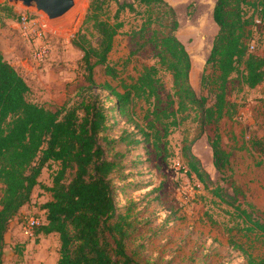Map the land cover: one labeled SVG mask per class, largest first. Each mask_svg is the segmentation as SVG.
Wrapping results in <instances>:
<instances>
[{"label":"trees","instance_id":"obj_1","mask_svg":"<svg viewBox=\"0 0 264 264\" xmlns=\"http://www.w3.org/2000/svg\"><path fill=\"white\" fill-rule=\"evenodd\" d=\"M138 1L146 6L141 36L155 21L165 18L171 22L170 30L154 28L146 39L154 44L158 61L144 64L136 77H121V67L111 61L110 53L124 26L120 14L126 8L135 10V2L116 0L114 15L104 16L106 0H91L72 38L83 52L87 81L78 87L79 99L73 104L66 101L51 109L28 99L29 83L0 49V264L11 221L32 201L37 186L48 191L50 198L40 205L45 219L35 231L59 234L60 256L55 264H154L141 257L139 248L129 245L137 229L136 203L119 205L118 189L123 186L118 185L116 177H126L121 172L132 148L151 144L160 154L168 149L169 136L191 116L202 131L211 126L208 140L214 164L223 179H229L225 172L230 169L231 152L222 144L219 123L232 117L236 108L227 98L233 73L251 88L264 82V54L254 51L253 36V25H264V0H216L213 18L219 29L201 76L208 94L201 95L191 83L192 59L176 34L179 24L173 5L168 0ZM155 6L161 9L158 17H154ZM3 9L9 7L3 4ZM2 26L0 14V34ZM97 66H102L111 79L97 82ZM163 69L171 73L173 82L166 106H162L161 94ZM101 90H107L114 102L107 105ZM120 121L132 128L124 127L114 136L111 131ZM194 140L183 138L186 172L195 174L208 188L211 177L192 151ZM253 145L264 156V141L254 140ZM52 163L58 167L52 183L47 184L40 175ZM230 184L233 193L219 183L211 192L233 207L237 229L245 236H264V212L253 202L242 206L239 186L234 180ZM230 243L247 256L249 264H264V254H253L235 236H230Z\"/></svg>","mask_w":264,"mask_h":264},{"label":"rangeland","instance_id":"obj_2","mask_svg":"<svg viewBox=\"0 0 264 264\" xmlns=\"http://www.w3.org/2000/svg\"><path fill=\"white\" fill-rule=\"evenodd\" d=\"M90 1L75 0L66 14L48 21L49 25L43 29L34 6L0 0L3 16L0 49L29 83L28 99L51 109L59 108L66 101L73 104L79 99L78 87L87 83L86 70L83 52L73 44L72 38L84 21ZM121 1H134L136 9L126 8L121 12L124 26L116 36L110 58L119 63L121 77H136L144 64L158 61L154 44L146 41L147 37L154 28L167 32L171 22L165 18L163 22L161 19L155 21L151 30L141 36L139 29L146 18L145 4L138 0ZM168 1L178 19L176 34L192 59L191 83L199 95L208 94L202 87L201 76L219 29L213 18L216 0ZM3 4L9 7L7 11ZM117 5L116 0H106L104 16L114 15ZM160 10L155 6L154 17L160 15ZM253 29L254 51L264 54V25H253ZM29 31L32 32L28 34ZM42 44L48 47V54L37 58L34 50ZM161 74L164 82L162 106H166L173 87L172 75L167 69ZM95 78L99 83L111 79L105 75L102 66L95 68ZM101 93L107 105L114 102L107 90H101ZM227 98L236 104L233 116L225 117L219 123L222 144L231 152L230 169L225 172L229 179L224 180L225 176L214 164L213 149L208 140V133L213 132L211 126L202 131L192 116L174 130L168 138V149H163L160 154L151 144L132 148L125 159L127 166L121 172L126 177H116L118 185L123 186L118 189L119 205L136 203L137 229L129 245L139 248L141 257L154 264H249L247 256L230 243L232 235L244 242L253 254H264V236H245L237 229L238 218L233 207L211 192L213 185L219 183L227 192L233 193L230 181L234 180L240 189L238 197L242 206L253 202L264 212V156L253 145L254 140L264 141V82L251 88L240 80L238 73H233ZM212 102L210 97L209 103ZM124 127L132 128L120 121L111 134L119 135ZM185 136L195 138L192 151L211 177L208 188L195 174L189 176L186 172L187 161L181 150ZM57 167L56 163L45 166L41 181L51 184ZM1 188L0 183V193ZM49 198L50 193L37 186L32 201L13 218L6 234L3 264L57 262L61 245L59 234H37L36 231L27 234L23 227L28 215L44 216L40 205Z\"/></svg>","mask_w":264,"mask_h":264},{"label":"water","instance_id":"obj_3","mask_svg":"<svg viewBox=\"0 0 264 264\" xmlns=\"http://www.w3.org/2000/svg\"><path fill=\"white\" fill-rule=\"evenodd\" d=\"M12 3H23L34 6L43 14V22L46 24L54 18L66 14L75 4V0H9Z\"/></svg>","mask_w":264,"mask_h":264},{"label":"built area","instance_id":"obj_4","mask_svg":"<svg viewBox=\"0 0 264 264\" xmlns=\"http://www.w3.org/2000/svg\"><path fill=\"white\" fill-rule=\"evenodd\" d=\"M39 13V16H38V21L40 23V25L42 26V28H46L47 27V24L48 22L45 24L43 22V14L41 12H38ZM26 27H28V22L26 21ZM43 31V30H41ZM38 32V36L40 37L41 36V33L42 32ZM32 31H29V33H31ZM254 48V43H251L250 44V49ZM48 54V47L46 45H39L37 46V48H35L34 50V56L37 57V58H43L45 55ZM44 216H40V215H36V214H33V215H28L27 217H25V220H24V231L27 233V234H31L33 233L36 228L38 226H40L43 222H44Z\"/></svg>","mask_w":264,"mask_h":264},{"label":"bare ground","instance_id":"obj_5","mask_svg":"<svg viewBox=\"0 0 264 264\" xmlns=\"http://www.w3.org/2000/svg\"><path fill=\"white\" fill-rule=\"evenodd\" d=\"M49 25V24H48Z\"/></svg>","mask_w":264,"mask_h":264}]
</instances>
